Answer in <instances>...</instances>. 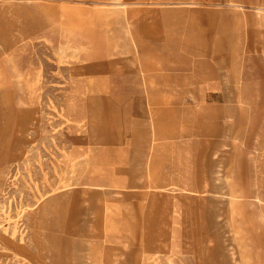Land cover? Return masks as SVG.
I'll return each mask as SVG.
<instances>
[{
	"label": "rangeland",
	"instance_id": "374dc122",
	"mask_svg": "<svg viewBox=\"0 0 264 264\" xmlns=\"http://www.w3.org/2000/svg\"><path fill=\"white\" fill-rule=\"evenodd\" d=\"M11 57L0 264H264V0H0Z\"/></svg>",
	"mask_w": 264,
	"mask_h": 264
},
{
	"label": "bare ground",
	"instance_id": "6f19581e",
	"mask_svg": "<svg viewBox=\"0 0 264 264\" xmlns=\"http://www.w3.org/2000/svg\"><path fill=\"white\" fill-rule=\"evenodd\" d=\"M164 1V0H163ZM261 9V8H260ZM126 19L127 21L129 22V18L128 16H126ZM134 39V38H133ZM134 42V41H133ZM138 55V54H137ZM18 63L16 62L15 58L14 57H11V58H6V59H2L0 60V87H6L8 85H10L11 83H15L16 86H18V89H22L26 86L28 87V89H31L32 90V86L35 85V82L31 81L30 79L26 78V77H23L19 72H18ZM75 73V72H74ZM10 75V76H9ZM73 78V77H72ZM33 82V83H32ZM33 84V85H32ZM19 91V90H18ZM6 95V94H5ZM8 95V94H7ZM29 121H30V117L28 115H24L23 113H21L18 117V121H17V136L18 138L20 139L22 137V135L25 133L27 127H28V124H29ZM19 141V140H18ZM11 151V150H10ZM79 155L75 156L72 158V161H75V162H78L79 163V167H83L86 165L87 161L88 160H84V158L87 159V156H86V153L84 152L83 153V150L78 152ZM83 153V155L81 154ZM24 154V153H23ZM81 154V155H80ZM15 158V154L11 151V153L9 154V157H7V160H11V159H14ZM76 159V160H75ZM5 162V161H4ZM80 177V176H79ZM72 178V177H71ZM73 179L74 180H77L76 179V174L74 172V175H73ZM87 183V182H86ZM90 185H92V187L96 188V189H99V190H103V191H107L109 190L110 187H113L112 185H107V184H103V183H100L99 181L97 180H94L92 182H88ZM184 191H190L189 188L187 187H184ZM258 198V197H257ZM260 199V197L258 198ZM39 203V202H38ZM27 208V212L29 211L31 214H34L36 210L32 209V206L31 205H27L26 206ZM4 211V210H3ZM36 218V217H35ZM33 220V219H32ZM38 220H41V216L38 218ZM39 223V222H38ZM41 223V221H40ZM1 229V228H0ZM6 229V228H5ZM35 231V229H34ZM4 233L6 234L7 236V230L6 232L4 231ZM15 234L16 232L14 231L12 235L10 236H13L12 239L15 237ZM3 235V234H2ZM4 236V235H3ZM2 236V238H3ZM40 236V235H39ZM38 236V237H39ZM33 237V236H32ZM35 238V237H33ZM38 241V240H37ZM36 241V242H37ZM40 241V239H39ZM38 241V242H39ZM4 242V241H3ZM166 246V244L164 245ZM241 250V249H240ZM243 251H245L243 249ZM245 254V252H244ZM242 257V256H241ZM251 257V256H250ZM243 258V257H242ZM248 258V256H247ZM249 260V259H248ZM40 261H41V264H48L47 263V260L44 256V253L42 252L41 256H40ZM250 262V261H249Z\"/></svg>",
	"mask_w": 264,
	"mask_h": 264
},
{
	"label": "crops",
	"instance_id": "0c3cea01",
	"mask_svg": "<svg viewBox=\"0 0 264 264\" xmlns=\"http://www.w3.org/2000/svg\"><path fill=\"white\" fill-rule=\"evenodd\" d=\"M34 103H35V102H34ZM34 103H31V104H30V103H27V102H25L24 100H22V104H24V105H31L32 109H33ZM24 105H23V107H22L23 109L21 110L20 114H21V113L24 114L26 111H28V110L31 109L30 107H25ZM20 114H19V115H20Z\"/></svg>",
	"mask_w": 264,
	"mask_h": 264
}]
</instances>
